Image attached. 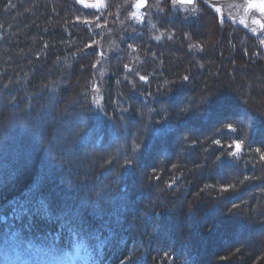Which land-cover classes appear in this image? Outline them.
<instances>
[{
	"label": "trees",
	"instance_id": "obj_1",
	"mask_svg": "<svg viewBox=\"0 0 264 264\" xmlns=\"http://www.w3.org/2000/svg\"><path fill=\"white\" fill-rule=\"evenodd\" d=\"M126 1L0 0V246L45 237L88 264H264V38L202 2L185 19L159 0L161 39L141 27L101 56L92 27ZM41 181L58 211L80 208L79 239L103 242L22 217Z\"/></svg>",
	"mask_w": 264,
	"mask_h": 264
},
{
	"label": "rangeland",
	"instance_id": "obj_2",
	"mask_svg": "<svg viewBox=\"0 0 264 264\" xmlns=\"http://www.w3.org/2000/svg\"><path fill=\"white\" fill-rule=\"evenodd\" d=\"M135 1L130 0L125 2L119 20H116L114 24H92L93 31L101 34V39L95 47L101 56L108 57L116 55L122 39L125 35L133 33L134 29L147 27L150 30L152 38L154 37L155 40L162 38L156 29H153V21L157 14L161 12L159 0H146V6L142 9L135 8ZM197 2L204 3V0H196L191 6L172 4V9L179 12L183 18L191 19L196 15ZM206 5L210 7L221 21H230L250 33L261 35L264 38V31L258 25L252 23L254 19H259L264 22V17H261L256 12L246 14L244 12L246 0H208ZM217 8L220 9L219 12L216 11ZM242 20L245 22L244 24L241 23ZM253 29H255V32H253ZM188 47L193 54H197V48L192 43H189ZM134 74L141 83L146 82V77L144 80L140 79L143 75L139 71ZM4 250V247L0 249V256L2 257L0 258V264H42L43 259H49L45 254L41 255L42 253L40 251L42 249L37 246H32L29 250L27 244H25L20 252L15 253L16 260L12 259L11 256H7L13 253H8V250L4 252Z\"/></svg>",
	"mask_w": 264,
	"mask_h": 264
},
{
	"label": "snow or ice",
	"instance_id": "obj_3",
	"mask_svg": "<svg viewBox=\"0 0 264 264\" xmlns=\"http://www.w3.org/2000/svg\"><path fill=\"white\" fill-rule=\"evenodd\" d=\"M195 0H171L173 5H184V4H193ZM208 0H204L206 4ZM76 3L82 5L86 9H95L100 11L104 8V0H76ZM146 0H136L135 7L137 9L144 7ZM217 12L220 11L219 8L216 9ZM244 12L248 13H259L261 17H264V0H246V6L244 8ZM242 24L245 22L242 20ZM253 24L258 25L259 28L264 31V22L259 19H254L252 21ZM255 32V29H253ZM260 43L264 45V40H261ZM131 47V45H129ZM141 80H144L145 77L141 76ZM185 81L188 80V77L185 76L183 78ZM227 129L230 132H235L236 129L232 126V124L227 125ZM215 144L219 145L220 140H215ZM243 141L237 139L234 141L235 151L230 153L232 156H236L242 149ZM229 148L233 147V144L228 145ZM133 151H138V149H133ZM257 153H260V148L255 149ZM260 160L264 161V154L260 155ZM247 179V178H246ZM35 183V182H34ZM43 181L39 184H35L33 189L32 198L26 202L24 206L21 208V216L22 217H39L42 220H45L49 223H58L61 228L65 229L72 237L73 242L78 246H88L91 242L96 240H102V236L99 233H89L88 239L83 240L79 239L81 232L84 230V225L86 223V218L81 214L80 208H68L66 206L62 207L61 210H57L53 207L51 200L48 196L44 194L42 191ZM221 191H228L227 188L221 189ZM96 203H94L92 207V211L96 213L98 217H104L107 209L99 203L102 200L106 199V190L98 189L95 191ZM81 207H84L81 205ZM79 229V231H78ZM19 243L23 244V241H19ZM32 242H27V247L30 250L32 248ZM50 250L51 249H59L57 248L56 242L52 241L46 245ZM123 264V262H122Z\"/></svg>",
	"mask_w": 264,
	"mask_h": 264
},
{
	"label": "water",
	"instance_id": "obj_4",
	"mask_svg": "<svg viewBox=\"0 0 264 264\" xmlns=\"http://www.w3.org/2000/svg\"><path fill=\"white\" fill-rule=\"evenodd\" d=\"M195 2H196V0H195ZM195 2H194V3H195ZM194 3H193V4H194ZM193 4H191V5H193ZM184 5H185V6H191V5H189V4H184ZM145 6H146V3H145V5H144V7H145ZM144 7H142V8H144ZM135 8H136V7H135ZM142 8H139V9H142ZM136 9H137V8H136Z\"/></svg>",
	"mask_w": 264,
	"mask_h": 264
}]
</instances>
